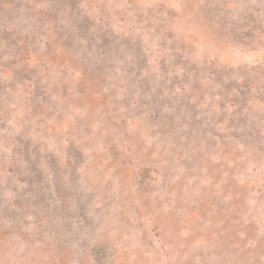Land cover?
<instances>
[{
    "label": "rangeland",
    "instance_id": "374dc122",
    "mask_svg": "<svg viewBox=\"0 0 264 264\" xmlns=\"http://www.w3.org/2000/svg\"><path fill=\"white\" fill-rule=\"evenodd\" d=\"M0 264H264V0H0Z\"/></svg>",
    "mask_w": 264,
    "mask_h": 264
}]
</instances>
